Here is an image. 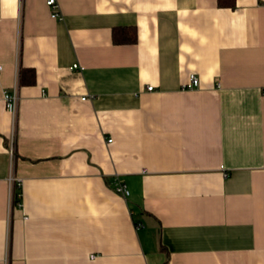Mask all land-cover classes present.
<instances>
[{
	"label": "crops",
	"instance_id": "0c3cea01",
	"mask_svg": "<svg viewBox=\"0 0 264 264\" xmlns=\"http://www.w3.org/2000/svg\"><path fill=\"white\" fill-rule=\"evenodd\" d=\"M46 1L0 0V264H264V0Z\"/></svg>",
	"mask_w": 264,
	"mask_h": 264
},
{
	"label": "built area",
	"instance_id": "2783aa9c",
	"mask_svg": "<svg viewBox=\"0 0 264 264\" xmlns=\"http://www.w3.org/2000/svg\"><path fill=\"white\" fill-rule=\"evenodd\" d=\"M46 6L49 9L50 16L51 18H54L56 20H61V14L60 11H58V5L56 0H47L46 1ZM73 68H76L75 65L72 66ZM1 69V67H0ZM187 82L184 85V89H195L198 88L199 86V79L194 74H189L187 78ZM148 90H151L152 87H147ZM2 101H4L5 104V109L9 115H11V135L9 139V147H8V153L10 157H13V139H14V125L16 122V110H17V104H18V95H17V90L16 88L11 91V92H3L2 93ZM110 142V140H107ZM8 184L11 188V193L12 189L17 188L19 190V180L15 179L14 177L10 176L8 178ZM113 191L115 194L117 193L120 197L126 199L128 196V190L126 188V185L120 181L118 178L115 179L113 186H112ZM19 197V194H16V198ZM13 198V195L11 194V199Z\"/></svg>",
	"mask_w": 264,
	"mask_h": 264
},
{
	"label": "trees",
	"instance_id": "16d2710c",
	"mask_svg": "<svg viewBox=\"0 0 264 264\" xmlns=\"http://www.w3.org/2000/svg\"><path fill=\"white\" fill-rule=\"evenodd\" d=\"M218 5H221V0L218 1ZM29 74H30V76H29V78H28V80L26 82L33 83V81H34V74H33L32 71H29ZM21 83H23V82H21Z\"/></svg>",
	"mask_w": 264,
	"mask_h": 264
}]
</instances>
